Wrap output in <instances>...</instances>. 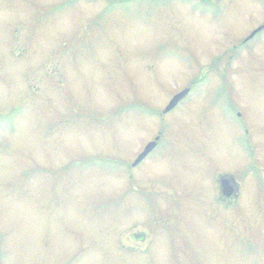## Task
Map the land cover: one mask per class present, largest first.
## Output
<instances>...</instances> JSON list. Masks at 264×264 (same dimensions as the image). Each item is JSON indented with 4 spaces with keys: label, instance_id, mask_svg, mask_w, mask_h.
<instances>
[{
    "label": "rangeland",
    "instance_id": "obj_1",
    "mask_svg": "<svg viewBox=\"0 0 264 264\" xmlns=\"http://www.w3.org/2000/svg\"><path fill=\"white\" fill-rule=\"evenodd\" d=\"M0 264H264V0H0Z\"/></svg>",
    "mask_w": 264,
    "mask_h": 264
},
{
    "label": "water",
    "instance_id": "obj_2",
    "mask_svg": "<svg viewBox=\"0 0 264 264\" xmlns=\"http://www.w3.org/2000/svg\"><path fill=\"white\" fill-rule=\"evenodd\" d=\"M259 28L257 30H254L246 39L252 37L253 35H255V32L258 31ZM188 93V89H183L182 91L176 93L171 100L169 101V103L167 104V106L164 108V112H167L169 110H171L172 108H174L178 102L180 101V99L184 98L185 95ZM158 139V138H157ZM155 146V141L149 142L144 149L142 150V152H140V154H138V156L135 158V160L133 161L132 165L135 166L136 164H138ZM233 183L234 180L233 179H228V178H224V177H220V186H221V191L222 194L224 196H230L231 193L233 192Z\"/></svg>",
    "mask_w": 264,
    "mask_h": 264
},
{
    "label": "flooded vegetation",
    "instance_id": "obj_3",
    "mask_svg": "<svg viewBox=\"0 0 264 264\" xmlns=\"http://www.w3.org/2000/svg\"><path fill=\"white\" fill-rule=\"evenodd\" d=\"M234 190H235V192H233V194L231 195L232 197H235L236 196V193H237V189H236V186H234V188H233Z\"/></svg>",
    "mask_w": 264,
    "mask_h": 264
},
{
    "label": "trees",
    "instance_id": "obj_4",
    "mask_svg": "<svg viewBox=\"0 0 264 264\" xmlns=\"http://www.w3.org/2000/svg\"><path fill=\"white\" fill-rule=\"evenodd\" d=\"M112 1H122V0H112Z\"/></svg>",
    "mask_w": 264,
    "mask_h": 264
}]
</instances>
